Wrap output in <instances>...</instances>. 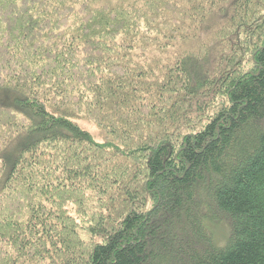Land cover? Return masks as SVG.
<instances>
[{"label":"trees","instance_id":"trees-1","mask_svg":"<svg viewBox=\"0 0 264 264\" xmlns=\"http://www.w3.org/2000/svg\"><path fill=\"white\" fill-rule=\"evenodd\" d=\"M0 90V264H264V0H0Z\"/></svg>","mask_w":264,"mask_h":264},{"label":"rangeland","instance_id":"rangeland-1","mask_svg":"<svg viewBox=\"0 0 264 264\" xmlns=\"http://www.w3.org/2000/svg\"><path fill=\"white\" fill-rule=\"evenodd\" d=\"M9 97H10V95L7 92L0 90V100L1 101L7 100ZM75 122H77V125L81 129L83 128L88 133H90L93 140H95L96 142H98L100 144L105 143V141H106L105 134H104V132L101 131V129L99 128V126L95 122L88 121L84 118H82L81 120H76ZM225 230H226V228L223 224H214L212 226V232L215 233L216 241H218L220 243L222 242L223 237L226 234Z\"/></svg>","mask_w":264,"mask_h":264}]
</instances>
